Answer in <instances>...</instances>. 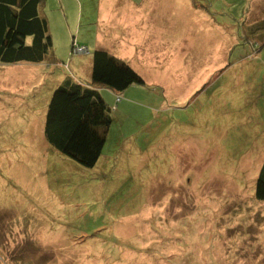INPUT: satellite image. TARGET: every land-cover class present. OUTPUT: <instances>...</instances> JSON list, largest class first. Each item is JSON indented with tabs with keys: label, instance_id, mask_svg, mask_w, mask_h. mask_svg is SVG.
Returning <instances> with one entry per match:
<instances>
[{
	"label": "rangeland",
	"instance_id": "obj_1",
	"mask_svg": "<svg viewBox=\"0 0 264 264\" xmlns=\"http://www.w3.org/2000/svg\"><path fill=\"white\" fill-rule=\"evenodd\" d=\"M154 1L123 60L145 86L99 90L91 169L43 130L53 91L90 81L98 0H46L44 61L0 63V264H264V0Z\"/></svg>",
	"mask_w": 264,
	"mask_h": 264
},
{
	"label": "trees",
	"instance_id": "obj_2",
	"mask_svg": "<svg viewBox=\"0 0 264 264\" xmlns=\"http://www.w3.org/2000/svg\"><path fill=\"white\" fill-rule=\"evenodd\" d=\"M44 0H0V63L39 64L52 49L48 22L40 13ZM145 82L126 62L104 50L92 53L90 81L66 80L52 93L43 135L46 143L84 168H93L111 124L110 109L99 90L122 94ZM117 99H119L117 101ZM120 101V97H116ZM254 197L264 202V161L255 181Z\"/></svg>",
	"mask_w": 264,
	"mask_h": 264
},
{
	"label": "crops",
	"instance_id": "obj_3",
	"mask_svg": "<svg viewBox=\"0 0 264 264\" xmlns=\"http://www.w3.org/2000/svg\"><path fill=\"white\" fill-rule=\"evenodd\" d=\"M45 2L46 0H44L43 4L41 5L40 13L46 18L47 15L41 11ZM120 4H122L123 6L127 5L128 7L122 6L121 13L117 17V15L112 12V10L119 8ZM134 8H137V10H134ZM66 12L67 11H65L64 8L57 9V22H59L60 20V13L66 15ZM96 14L98 20L97 27L98 24L101 23L104 24V28L109 31L108 34L105 33V31L101 33H95L96 50H104L119 60L129 61V48L130 46L135 45L133 43V39L134 37H136L135 33L137 32V29L145 26L148 27V25L152 23H148V20L151 17L158 19L160 15L162 17L163 9L162 7L160 8L158 6H155L154 0H98ZM47 18L46 20L48 22L49 32H51L49 22L50 19ZM119 37L122 38V41L117 42L116 39ZM139 62L141 65V67L139 68L140 71L132 67L131 63H126L131 68H133V70L146 82L147 74H149L147 72L149 71L148 64L141 59L139 60Z\"/></svg>",
	"mask_w": 264,
	"mask_h": 264
},
{
	"label": "built area",
	"instance_id": "obj_4",
	"mask_svg": "<svg viewBox=\"0 0 264 264\" xmlns=\"http://www.w3.org/2000/svg\"><path fill=\"white\" fill-rule=\"evenodd\" d=\"M77 51H82V49L79 48ZM118 100H119V99H117V101H118Z\"/></svg>",
	"mask_w": 264,
	"mask_h": 264
}]
</instances>
